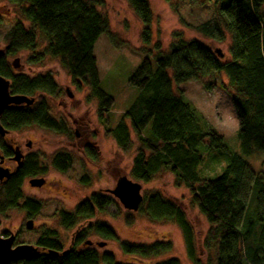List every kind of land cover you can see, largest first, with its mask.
<instances>
[{
    "label": "trees",
    "instance_id": "obj_1",
    "mask_svg": "<svg viewBox=\"0 0 264 264\" xmlns=\"http://www.w3.org/2000/svg\"><path fill=\"white\" fill-rule=\"evenodd\" d=\"M19 8L22 18L14 21L4 40L10 55L28 53V64H42L47 57L58 59L72 78L78 91L90 89V98L98 101V117L112 109L114 98L100 87L97 59L94 47L99 37L107 32L109 23L98 6L104 0H0ZM171 2L172 0H166ZM135 15L144 24L142 41L151 43L150 25L153 15L147 0H128ZM172 8L181 24L195 29L207 38L222 42L226 33L231 35L228 55L220 56L206 44L185 39L181 32L172 34L168 52L160 44L155 45L154 63L145 54L134 70L129 83L141 90L115 128H108L107 135L114 138L124 152L133 147L127 119L140 134L142 146L132 161L131 176L137 182L149 183L163 171H169L186 184L194 203L210 224L205 247L216 250L215 264H264V177L254 172L237 153L221 175L203 178L198 166L203 157L200 144L209 139L213 149L227 151L222 134L215 129L204 130L203 119L197 109L182 96L174 93L169 70L178 85L213 79L220 80L222 88L232 92V102L237 114L238 137L241 152L245 156L256 151L264 152V0H176ZM24 20L28 21L27 28ZM3 18L0 15V26ZM44 45L42 49L40 46ZM0 75L11 80L13 94L37 96L31 106L9 107L1 117L3 126L15 133L33 126L72 134L65 123L56 124L49 117V96L57 99L61 91L51 73L30 77L14 72L8 64L0 63ZM216 82L205 87L212 90ZM151 125V133L145 138L142 132ZM9 133V134H10ZM7 135H0V151L10 159L14 154ZM91 161H96L100 151L88 143L83 147ZM74 157L69 152H57L51 167L60 173L72 168ZM48 168L42 166L38 153L28 154L23 165L9 179L0 183V219L13 209L26 212L34 219L44 207L43 202L24 194L26 178L44 176ZM81 181L88 183L85 174ZM117 204L112 194L94 192L76 204L74 210H61L56 215L65 230L80 229L72 238L67 253L58 233L45 230L35 246L41 256L14 260L10 264H135L120 263L110 251H100L91 242L92 236L117 242L127 255L142 261L171 252V240L153 243H133L120 237L116 229L100 216ZM138 213L151 222H167L177 225L183 232L187 252L193 264L203 263L197 256L194 228L184 209L174 199L156 191L144 196ZM125 222L135 223L133 212H126ZM102 247V246H101ZM49 250L58 256L47 255ZM156 264H181L171 258Z\"/></svg>",
    "mask_w": 264,
    "mask_h": 264
},
{
    "label": "rangeland",
    "instance_id": "obj_2",
    "mask_svg": "<svg viewBox=\"0 0 264 264\" xmlns=\"http://www.w3.org/2000/svg\"><path fill=\"white\" fill-rule=\"evenodd\" d=\"M103 6H98L99 11L108 19L109 27L103 33L94 47L97 59L100 87L114 98L112 109L103 119L98 117V101L90 98V89L83 87L78 91L72 83L68 71L64 69L58 59L47 57L42 64H28V53H21L15 58L21 59L22 68L18 72L30 77L51 73L61 91L60 96L52 100L46 96L50 105L49 117L56 124L65 123L72 134H62L59 131L33 126L22 131L10 133V141L18 142L20 148L28 154L38 153L42 166L48 168L44 176L45 183L41 187L32 186L30 178L23 183L26 196L34 197L43 202L44 207L34 218L33 229L27 228L26 212L21 209L11 210L6 218L0 219V235L4 232H14L21 228L18 242L36 244L45 230L58 233L64 246L69 247L72 242L74 230H65L59 224L57 213L61 210L72 211L76 204L88 198L94 192L111 194L121 176H131L132 161L136 150L142 146L140 134L132 126V121L127 119L131 130L133 147L129 152L119 148L113 137L107 135L108 128H115L124 114L140 95L141 90L132 86L129 80L141 63L148 51L154 63L156 53L155 45L160 44L164 52H168L172 43L174 32H181L185 39L198 40L206 44L220 56L228 55L231 45V35L226 33L224 41L219 42L205 37L199 31L183 26L174 12L172 5L176 0H147L152 11L153 19L150 25L152 32L151 43L144 45L142 31L144 24L135 15L128 0H104ZM0 15L3 23L0 26V45H4L5 34L14 21L22 18L19 8L12 6L8 1L0 2ZM27 28L28 21L24 20ZM44 45L40 46V49ZM218 54V53H217ZM15 58H12L13 61ZM174 93L190 102L203 119V129H215L222 134L227 151L213 149L206 138L198 147L203 160L198 166V173L203 178H216L223 173L229 164L232 155L237 153L243 157L249 167L264 177V152L256 151L245 156L241 152L238 137V118L232 102V92L222 88L220 80L227 81L225 75L213 79H202L178 85L169 70ZM208 82H216L212 90H207ZM67 90L73 94L69 96ZM151 125L141 135L148 138ZM92 143L100 151L99 158L94 162L87 158L83 147ZM69 152L74 157L72 168L66 173H60L51 167V160L57 152ZM5 166L15 167L14 163L5 162ZM88 174L90 181L83 183L82 177ZM36 178V177H31ZM137 182V181H136ZM141 193L143 196L160 191L164 196L172 198L186 212L195 233V247L197 256L203 263L215 264L216 250L205 247V238L211 227L205 215L201 213L194 203L190 188L178 180L169 171L158 173L151 182L143 183ZM117 204L110 206L107 212L100 216L102 221L112 225L120 237L133 243H153L158 240H171L174 249L155 258H146L139 261L125 254L117 242L104 240L92 236L91 242H101L104 246L94 245L100 251L112 252L120 263L156 264L157 262L176 258L181 264H193L188 256L185 238L182 230L173 223L151 222L138 211L126 210L116 198ZM126 212H133L135 223L128 225L125 222ZM27 220V221H29Z\"/></svg>",
    "mask_w": 264,
    "mask_h": 264
},
{
    "label": "water",
    "instance_id": "obj_3",
    "mask_svg": "<svg viewBox=\"0 0 264 264\" xmlns=\"http://www.w3.org/2000/svg\"><path fill=\"white\" fill-rule=\"evenodd\" d=\"M5 49L0 51V55L4 53ZM217 53L220 54V50L217 49ZM14 68H19L20 58L17 57L13 60ZM70 97L73 96L69 90H67ZM37 96H28L25 94H13L11 92V80L6 77L0 75V135L6 136L10 133L7 130L2 122L1 117L6 109L9 107H23V106H31L36 101ZM15 155L5 160L4 156H0V183H4L7 179H9L19 168L23 165L24 162V154L23 150L20 148V145L15 147ZM11 161V162H10ZM5 162L14 163L15 167L8 168L4 167ZM30 184L35 187H41L45 183L44 178H32L30 179ZM142 185L139 182L133 181L129 179L126 175L121 176L116 184V187L111 190V194L117 198L123 207L129 211H138L144 196L141 193ZM27 228L32 229L34 227V221H27ZM81 226H78L73 233H75L80 229ZM72 236V238H73ZM16 236L12 233L8 237H4L0 235V264H10L14 260H25L32 259L41 256V249L38 246L29 243H19L15 244ZM72 242L69 247L63 250V254L67 253L70 249ZM104 246V243L101 244ZM47 255L58 256L59 252L54 250H49L46 252Z\"/></svg>",
    "mask_w": 264,
    "mask_h": 264
},
{
    "label": "flooded vegetation",
    "instance_id": "obj_4",
    "mask_svg": "<svg viewBox=\"0 0 264 264\" xmlns=\"http://www.w3.org/2000/svg\"><path fill=\"white\" fill-rule=\"evenodd\" d=\"M2 49H5V51H4V53L2 54V55H0V63H2V62H4V63H6V64H8V66L14 71V72H18L19 70H20V68H22V63H21V59H20V67L19 68H14V66H13V61H11V59L12 58H15L17 55H10L9 53H8V48H7V43H6V41H5V43H4V45H0V51L2 50ZM9 135L10 134H7V138H8V140H9V142L11 143L10 145H11V147H13L14 148V150H15V147L18 145V142H15V141H13V142H11L10 141V137H9ZM23 154H24V156H25V158H26V156L28 155V152H22ZM15 155V152H14V154H13V156ZM0 156H4L3 154H2V152L0 151ZM12 156V157H13ZM5 157V156H4ZM24 158V159H25ZM5 160H8V158H6L5 157ZM11 162V161H10ZM4 167H8V166H5L4 165ZM8 168H10V167H8ZM31 179V178H30ZM30 181V180H29ZM25 219H26V222H27V220H29V219H31V218H27V216L25 217ZM33 229V228H32ZM20 231H21V228L20 229H17L16 231H12V232H4L1 236H4V237H8V236H10L12 233H14L15 234V236H16V239H15V242H18V237H19V235H20ZM36 242H38V240L36 241ZM16 244H19V243H16Z\"/></svg>",
    "mask_w": 264,
    "mask_h": 264
}]
</instances>
